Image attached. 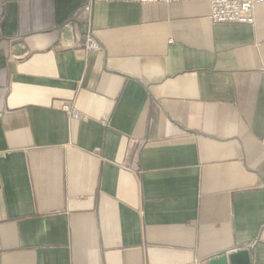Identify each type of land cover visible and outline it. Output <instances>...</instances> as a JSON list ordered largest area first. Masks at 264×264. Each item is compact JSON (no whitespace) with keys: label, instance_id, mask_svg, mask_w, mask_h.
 I'll list each match as a JSON object with an SVG mask.
<instances>
[{"label":"crops","instance_id":"1","mask_svg":"<svg viewBox=\"0 0 264 264\" xmlns=\"http://www.w3.org/2000/svg\"><path fill=\"white\" fill-rule=\"evenodd\" d=\"M85 2L0 0V264H264V6Z\"/></svg>","mask_w":264,"mask_h":264},{"label":"built area","instance_id":"2","mask_svg":"<svg viewBox=\"0 0 264 264\" xmlns=\"http://www.w3.org/2000/svg\"><path fill=\"white\" fill-rule=\"evenodd\" d=\"M186 0H86L84 6V12L86 13V28H78L77 33L84 35V48L90 52H98L100 50L97 44L94 34L91 31V23L89 15L92 8L97 3H135V4H155V3H167L170 2H184ZM209 4L210 8V21L213 24H248L252 25L254 22L253 8L257 5L264 6V0H205ZM63 110L68 115L75 114V109L69 106H62Z\"/></svg>","mask_w":264,"mask_h":264},{"label":"water","instance_id":"3","mask_svg":"<svg viewBox=\"0 0 264 264\" xmlns=\"http://www.w3.org/2000/svg\"><path fill=\"white\" fill-rule=\"evenodd\" d=\"M229 264H250L248 253L245 250L236 251L227 257Z\"/></svg>","mask_w":264,"mask_h":264}]
</instances>
